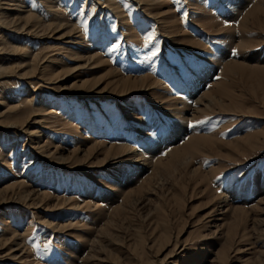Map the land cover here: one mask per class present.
I'll list each match as a JSON object with an SVG mask.
<instances>
[{"label":"rangeland","instance_id":"obj_1","mask_svg":"<svg viewBox=\"0 0 264 264\" xmlns=\"http://www.w3.org/2000/svg\"><path fill=\"white\" fill-rule=\"evenodd\" d=\"M0 264H264V0H0Z\"/></svg>","mask_w":264,"mask_h":264},{"label":"snow or ice","instance_id":"obj_2","mask_svg":"<svg viewBox=\"0 0 264 264\" xmlns=\"http://www.w3.org/2000/svg\"><path fill=\"white\" fill-rule=\"evenodd\" d=\"M185 15H187V13H185ZM148 39H151V37H148ZM117 46H118L117 44H112L111 49H115ZM111 49H110V50H111ZM153 54H155V53H153ZM232 54H233V55H236L237 53H236L235 50H233Z\"/></svg>","mask_w":264,"mask_h":264}]
</instances>
